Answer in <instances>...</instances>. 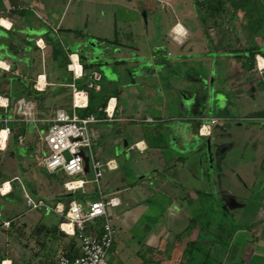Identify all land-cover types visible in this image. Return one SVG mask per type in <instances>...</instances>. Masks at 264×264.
Instances as JSON below:
<instances>
[{"label":"crops","instance_id":"1","mask_svg":"<svg viewBox=\"0 0 264 264\" xmlns=\"http://www.w3.org/2000/svg\"><path fill=\"white\" fill-rule=\"evenodd\" d=\"M210 1L202 17L194 0L189 1L194 4L190 11L178 9V0H159L156 6L163 18L154 48L161 47V56L156 50L147 54L139 47L134 51L121 44L128 55H116V40H107L109 44L102 50L105 55L91 62L100 66L87 70L82 66V77L74 78L67 68L69 55L78 56V50L88 52L87 38L73 34L71 28L63 30L60 19L55 24L54 16L48 14L51 9L47 10L40 0H0V20L9 24H0V63L5 65H0V137L5 127L10 129L0 146V264H60L61 255L71 259L79 253L77 240L59 230L63 215L31 208L25 195L62 210L71 199L85 204V198L98 197L95 185L89 182L91 173L87 170L85 176L68 177L35 164L38 154L45 150L39 137L47 124L22 121L13 106L16 99L24 98L33 103L36 117L41 120L51 118L56 108L65 109L66 103L71 113L72 85L86 91L93 81L92 72L100 74L99 90L91 89L93 94L103 91L108 96L106 105L113 107L110 120H105L102 112L106 105L98 108L100 115L95 117L101 121L92 125L93 143L98 136L97 125L106 124L112 129L108 153L101 148L93 151L100 162L109 164L99 180L101 194L115 202L106 207L116 231L107 251L114 248L108 263H203L195 253L198 248L188 250L200 234L194 219L199 216L196 206L202 193L209 200L219 191L232 195L215 184L218 173L229 172L227 165L224 170L222 165L230 148L219 159L210 157L213 165L209 170L203 163L204 141L195 143V139H211L213 127H222L220 119L226 118L230 93L233 101L247 99L257 106L256 110L264 112V0H256L257 7L247 1L244 9L232 7L230 0H225L228 4L219 10L213 7L218 2ZM143 6L148 15L154 14V6ZM30 10L33 15H25ZM61 33L66 43L61 42ZM54 40L65 51L59 53L61 59L62 55L68 59L65 67L54 56ZM104 66L107 73L102 70ZM202 67L206 77L202 76ZM30 71L35 72L34 76L27 75ZM61 71L68 77L60 79ZM41 94L51 103L38 99ZM84 101L86 107L88 93ZM211 118L216 124L210 125V135L200 137L198 126ZM35 166L42 176L31 169ZM52 174L59 175L61 185L44 177ZM79 180L87 182L81 188L79 182L74 183L72 186L78 188L73 191L63 186L66 181ZM15 192H20V198ZM5 198L17 208L7 206ZM5 221L10 223L8 228L2 225ZM252 225L258 226V231L251 230ZM252 225L244 233V225L238 224L225 237L227 249L221 259L209 262L264 264V218H255ZM179 240L182 246L177 250ZM229 251L235 255L230 262ZM141 255L148 256L149 262H144Z\"/></svg>","mask_w":264,"mask_h":264},{"label":"rangeland","instance_id":"2","mask_svg":"<svg viewBox=\"0 0 264 264\" xmlns=\"http://www.w3.org/2000/svg\"><path fill=\"white\" fill-rule=\"evenodd\" d=\"M40 1H42L47 10L51 9L48 14L51 17L54 16L53 20L55 24L57 23V20L60 19L63 30L71 28L82 32L83 36H85L84 38H87L85 40V49L88 51H92V47H90L91 43L94 42L96 44L97 39L102 38V40H116L117 43L115 44H117V47L121 44L128 46V49L133 47L134 51L136 47H139L142 52H146L147 54L154 53L156 50L159 51L160 56L162 55L161 47L154 48V44H156L155 42L158 38L157 32L159 31L163 18L161 15L162 11H160V8L156 6L160 5L159 0ZM178 1L179 2H176V7H178V9L181 10L182 8L189 10L193 8L192 6L196 1L201 2L202 0H194V4L189 3L190 0ZM247 1L249 2L248 4H253V7L259 6L258 1L256 0H230V3L236 7L238 6L239 8L244 9V3ZM203 2L205 4H209L211 1L204 0ZM144 4L147 5L146 7H149V5L154 6L156 8L154 14L148 15L145 12L146 10L143 6ZM225 4L227 5L228 2L221 0L213 7L219 10L221 9L220 7H225ZM194 7H196V4ZM199 11L201 12L202 17H204L203 14L205 13L203 12V9H200ZM27 14L33 15L31 10L25 13V15ZM220 14L223 15L222 13ZM183 18L185 20L189 19L188 16H184ZM190 23H192V21H190ZM60 35L62 37L61 42L66 43V40L62 36L63 34L61 33ZM55 42L58 43V41L54 40V43ZM151 43L152 47H150ZM71 50H74V48ZM109 54L112 56V53ZM63 56L64 55H62V57ZM58 58L61 59V54ZM86 62L91 64L87 60ZM0 65L5 67L2 62ZM201 71H204L201 72L203 74L202 76L206 77V69L202 67ZM34 73L35 72L32 73L30 71L27 75L34 76ZM58 75L60 76V79L68 77V74L64 71H61ZM18 83V81H15L14 85H18ZM18 92H21V90L19 89ZM232 94L230 93L228 95L231 105L228 107L226 118L221 117L220 119V126L222 127H213L212 129V142L230 145V149L228 150L224 160V165H222V170L226 169L225 166L227 165L229 172H226V174L218 173L215 177V184L217 186L216 188L229 190L233 196H238L240 200L244 202V207L237 209L234 214L222 212L221 209L216 212V207H214L213 203L219 206L220 203L218 198L215 196L212 197L213 199L209 200L206 196L201 195L199 205L196 206V212L199 216H195L194 218L195 225L200 230V234L198 240L194 242V245L189 247L188 250L198 248V252L195 251V253L200 256L199 258L203 261V264H216L215 262L212 263L209 261L213 259L219 261L221 259L222 254H224L227 249L225 237L234 232L238 224L240 226L244 225V233H247V229L249 230L247 227H250L252 223H254L255 218H264V208H259L257 212L258 206L261 203L260 200L262 194L264 192V119H260L259 117L264 116V112H259L258 109L256 110L257 106L247 99L244 100L243 98L240 101H233ZM102 95H105V93ZM93 96L94 103L100 101V95L94 94ZM38 99H44L46 104L49 102L51 103V101H49L50 99H47L44 94L38 96ZM244 104H246V106H244ZM65 109L70 113L71 109L68 103H66ZM76 112L79 114L80 111ZM111 130V127L106 124L96 126L98 136L95 135L94 139H96V141L95 143L92 142L94 145L92 146L93 151H96L97 149L100 150L101 148L104 152L108 153L109 143L107 141ZM92 134L93 127L91 126L90 135L93 141ZM42 135L43 133H41V136ZM195 140V143H203V140L201 139ZM98 144H100V146ZM40 156H43L42 152L40 155L38 154V159L34 160L35 164H38ZM203 163L208 166L209 170L212 168L211 166L213 164L206 156L203 157ZM31 169L36 172L38 171L37 173L42 176L40 170L36 166ZM44 177L46 179H50L58 185H61L62 183L58 174H52ZM100 182H102V179L99 183ZM15 195L20 198V192H15ZM91 200H93V198L89 197L85 198L84 201L86 202ZM4 201L7 206H13V209L17 208L6 198ZM18 203L21 202L19 201ZM18 207H20V204H18ZM7 213L11 214L12 212L10 213L7 211ZM242 215L244 216V222L240 219V216ZM251 230L258 231V226L252 225ZM122 235L120 240L123 238ZM239 236L240 235L236 236L238 237L237 240H240ZM180 246H182L181 240L176 242L177 250ZM113 252L114 248L106 254L107 261ZM232 258H235L234 252L229 251V262ZM141 259L144 260V262H149L148 256L143 257V255H141Z\"/></svg>","mask_w":264,"mask_h":264},{"label":"built area","instance_id":"3","mask_svg":"<svg viewBox=\"0 0 264 264\" xmlns=\"http://www.w3.org/2000/svg\"><path fill=\"white\" fill-rule=\"evenodd\" d=\"M75 56V59L73 58ZM70 63L68 70L74 78L82 77V65L76 54L69 55ZM92 82L88 89L99 90L97 82L100 74L91 73ZM73 102L72 112L69 113L63 108H56L53 115L48 120H41L36 117L33 103L24 98H18L14 102L13 111L22 121L35 124H47L43 135L39 137L40 142L45 147L43 156H40L38 164L48 172H62L68 177L85 176L83 157L87 158L88 170L91 173L90 183L97 189L98 198L79 203L76 199L67 202L65 209L62 210L58 205L52 206L41 199L32 200L25 195L26 203L33 209L41 208L44 211H56L63 215V220L59 223V230L67 236L74 237L78 242V255L74 258H67L61 255L58 258L60 264H110L106 259L107 251L110 249L115 236V229L111 225L110 219L106 214V207L115 205L114 198L105 199L99 189V180L102 177L103 169L108 168L109 164H103L94 155L92 150V138L90 129L93 124L101 121L93 115L79 116L75 109L85 107V101L81 104L76 103V95H83L86 91H78L72 85ZM104 119L110 120L113 115V107L109 105L102 110ZM150 122L151 119H146ZM216 124V119H209L208 123L202 122L199 127L200 134H209L210 125ZM10 129L4 128V133L8 134ZM136 146V144L134 145ZM133 146L130 147L132 149ZM136 148V147H135ZM38 159V157H36ZM87 182L66 181L63 186L67 191L75 190L76 186L71 184ZM9 222L2 223L3 227L8 228Z\"/></svg>","mask_w":264,"mask_h":264},{"label":"flooded vegetation","instance_id":"4","mask_svg":"<svg viewBox=\"0 0 264 264\" xmlns=\"http://www.w3.org/2000/svg\"><path fill=\"white\" fill-rule=\"evenodd\" d=\"M96 45L98 46L99 49L102 48V50H104V46L107 45V44H105V43L104 44L103 43H96ZM122 46L118 47V51H116V53H115L116 55H119V54H121L123 56L128 55V52H126L127 49L125 47H122ZM124 49H126V50H124ZM120 50H123V52H121ZM61 51H62V54L65 53L64 50H61ZM199 127H200V125L197 128V134H199L200 137L205 136V134H200ZM206 135H210V130H209V134H206ZM207 140H208V143L210 145V152H209L210 153V157L213 160H215L216 157H217V159H219L221 150H225L226 149L224 147V144H220L218 142H211L210 138H206L205 140H203L204 141V143H203L204 150H205V144H206ZM216 197L218 198L219 203H220L219 206L216 205L215 203H213L214 207H216L215 208L216 212H217V210L221 209L222 212H225V213H228V214H231V213L234 214L237 209H241L242 206H244V202H242L238 196H232V195H229L226 192L219 191V192L216 193ZM260 202L261 203L258 206L257 212H258L259 208H261V207L264 208V192L262 194Z\"/></svg>","mask_w":264,"mask_h":264},{"label":"trees","instance_id":"5","mask_svg":"<svg viewBox=\"0 0 264 264\" xmlns=\"http://www.w3.org/2000/svg\"><path fill=\"white\" fill-rule=\"evenodd\" d=\"M203 1L204 0H202L201 2H198V1L195 2L196 7L199 10L200 9L207 10L209 8V4H205ZM220 1L221 0H216V3L217 2L219 3ZM232 7H236V6L232 5ZM72 33L75 34V35H77V36H81L82 35V32L81 31L73 30ZM52 42L53 41H51V43ZM97 43L109 44V41L102 40V39H97ZM114 43H116V42H114ZM52 47H53L54 56L57 58L60 55L59 53L61 52L60 45H59V43H56V42L54 43L53 42L52 43ZM78 57H79V61L82 64L83 68L86 69V70L90 66H93L95 68H97L98 66H100V64H86V59H85V57H84L83 54H78ZM67 62H68L67 57L66 56H63L62 59H61V62H60L62 64V67H65ZM76 83H78V82H76ZM86 91L88 93V103H87V106L84 109H78V111H80L79 112V115L80 116H85V115H90L91 114V115H94V116H99L100 113L98 112V108L103 109L105 107L106 102L108 100V96L107 95H102L103 94V91H100L99 93H97V95H100V101L94 103L93 102V97H94L93 95L94 94H93L92 90L86 88ZM198 124H200V123H197V126H198ZM202 194L204 195V193H202Z\"/></svg>","mask_w":264,"mask_h":264},{"label":"water","instance_id":"6","mask_svg":"<svg viewBox=\"0 0 264 264\" xmlns=\"http://www.w3.org/2000/svg\"><path fill=\"white\" fill-rule=\"evenodd\" d=\"M93 42L90 44V47H92V51H85V53L82 51V50H78V54H83L85 59L87 61H89V63H93V61L97 60V58H102L103 55V51L102 49H99L98 46ZM103 72L104 73H107V68L106 66L103 67ZM224 147L226 148L225 150H221V153H220V157L224 154V152L226 150H228L230 148V145L228 144H224ZM210 145L208 143V140L206 141V144H205V153H206V157L210 159V161L212 162L211 158H210ZM83 161H84V170L87 171L88 170V162H87V158L84 156L83 157Z\"/></svg>","mask_w":264,"mask_h":264},{"label":"bare ground","instance_id":"7","mask_svg":"<svg viewBox=\"0 0 264 264\" xmlns=\"http://www.w3.org/2000/svg\"><path fill=\"white\" fill-rule=\"evenodd\" d=\"M0 24L1 25H4V26H6V27H8L9 26V24H8V22L5 20V19H1L0 20ZM73 58L75 59V56H73ZM82 100V101H81ZM83 101H84V97H83V95H81V94H77L76 95V103L77 104H81V103H83ZM112 104V103H111ZM110 104V105H111ZM4 134L5 133H1V137H0V146L1 145H3V141H2V139H3V137H4ZM4 140V139H3ZM76 184V183H75ZM71 185H73V184H71Z\"/></svg>","mask_w":264,"mask_h":264}]
</instances>
